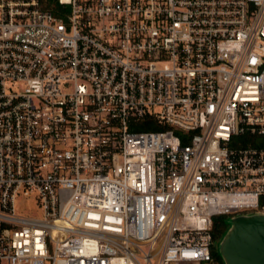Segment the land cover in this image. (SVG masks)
<instances>
[{
	"label": "built area",
	"instance_id": "obj_1",
	"mask_svg": "<svg viewBox=\"0 0 264 264\" xmlns=\"http://www.w3.org/2000/svg\"><path fill=\"white\" fill-rule=\"evenodd\" d=\"M46 2L0 0V264H220L264 213V0Z\"/></svg>",
	"mask_w": 264,
	"mask_h": 264
},
{
	"label": "water",
	"instance_id": "obj_2",
	"mask_svg": "<svg viewBox=\"0 0 264 264\" xmlns=\"http://www.w3.org/2000/svg\"><path fill=\"white\" fill-rule=\"evenodd\" d=\"M214 249L223 264H264V213L226 219Z\"/></svg>",
	"mask_w": 264,
	"mask_h": 264
},
{
	"label": "trees",
	"instance_id": "obj_3",
	"mask_svg": "<svg viewBox=\"0 0 264 264\" xmlns=\"http://www.w3.org/2000/svg\"><path fill=\"white\" fill-rule=\"evenodd\" d=\"M57 7H58V4L56 3V0H47L44 6L45 9H49V10L52 9V11L54 12H56L55 9H57ZM248 144H252L253 146H259L263 144V140L257 137L246 136L243 139V146H248ZM223 218L225 217H219L215 220V230H214L215 241H217L221 237V235L226 229L225 221L223 220ZM214 256L220 262V264H223L221 259L217 256L215 251H214Z\"/></svg>",
	"mask_w": 264,
	"mask_h": 264
},
{
	"label": "rangeland",
	"instance_id": "obj_4",
	"mask_svg": "<svg viewBox=\"0 0 264 264\" xmlns=\"http://www.w3.org/2000/svg\"><path fill=\"white\" fill-rule=\"evenodd\" d=\"M18 211L21 213L29 214L32 216H38L40 217L42 215V212L39 210V207L35 204L34 198H27L26 200H21L18 205ZM230 217L223 218L224 221Z\"/></svg>",
	"mask_w": 264,
	"mask_h": 264
}]
</instances>
